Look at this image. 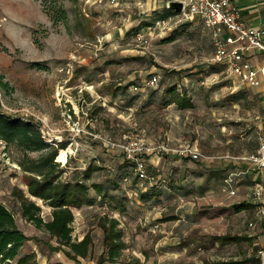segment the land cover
<instances>
[{
  "label": "rangeland",
  "instance_id": "rangeland-1",
  "mask_svg": "<svg viewBox=\"0 0 264 264\" xmlns=\"http://www.w3.org/2000/svg\"><path fill=\"white\" fill-rule=\"evenodd\" d=\"M127 2L126 9L120 0H102L99 7L65 2L67 21L53 26L35 0H0V76L7 85L0 88V113L31 121L48 145L66 146L55 159L65 171L63 181L79 179L89 166L100 169L89 186L111 181L125 161L121 147L140 136L149 147L189 144L202 156L198 161L163 152L144 157L152 180L133 175L123 180L126 209L121 213L90 189L92 205L73 209V241L86 234L92 238L79 264H97L103 252L98 220L105 215L117 219L123 231L121 261L202 264L258 251L264 264V215H257L259 201L251 195L257 171L236 160L264 141V98L254 87L237 89L227 71L209 62L211 34L199 20L160 32L154 25L164 18V8L138 10L133 0ZM137 33L145 43L137 42ZM169 37L174 40L164 43ZM153 76L157 85L146 86ZM170 87L190 99L192 108L163 105L171 99ZM238 93L245 96L240 101L234 99ZM19 163H25L23 154L0 141V203L29 238L24 250L32 251L38 263L77 264L51 251L55 239L23 219L25 199L41 208L44 221L51 211L28 194L31 178ZM149 189L160 191L159 198L141 201L140 194ZM241 200L254 201L255 209L234 214L229 205ZM224 235L247 242L221 246L212 240ZM167 241L178 243L175 256L164 254L167 245L159 247Z\"/></svg>",
  "mask_w": 264,
  "mask_h": 264
},
{
  "label": "trees",
  "instance_id": "trees-1",
  "mask_svg": "<svg viewBox=\"0 0 264 264\" xmlns=\"http://www.w3.org/2000/svg\"><path fill=\"white\" fill-rule=\"evenodd\" d=\"M39 2L42 12L47 16L53 26L65 24L67 14L64 8L66 1L76 0H35ZM165 17L175 15L169 9L164 8ZM148 26V25H146ZM174 39L169 37L164 43H170ZM220 67V65H215ZM223 71L226 70L222 67ZM0 88H7L0 76ZM175 87L166 89V93L171 94V99L163 101V105L175 104L180 109L192 108L190 99L182 95L175 94ZM124 94L126 87L121 89ZM245 96L238 93L234 99L240 101ZM0 141L7 145H13L25 157V163H19L25 174L30 176L27 183L28 194L38 199L51 209V219L44 221L40 217L41 208L30 200H23L20 203L21 215L23 219L33 225L37 230H43L50 238L55 239L57 247L48 248L54 252H61L67 259L79 264L78 259H85L92 246V238L89 234L83 236L79 242H74L71 237V224L74 220L72 210L82 206H91L95 199L89 197V190L92 189L102 202L112 206L114 212H124L126 209V198L120 188V184L125 178H131L133 164L124 161L116 171L111 181L106 183L87 184L94 172L99 168L87 167L79 179L70 178L63 181L64 169H59L55 159L59 150L66 148L65 145H48L41 137L37 127L31 121L20 118H13L0 113ZM256 152V151H255ZM29 154H39L37 158H30ZM134 179H136L134 177ZM137 180V179H136ZM160 191L149 189L146 193H141L139 199L143 202L153 197L159 198ZM256 207L249 203H238L230 207V211L239 214L243 211H251ZM172 220V219H169ZM168 221V220H164ZM117 219L109 216L100 217L98 227L102 231L103 252L97 259V264H141L136 258L128 261L119 260L125 244L122 241L123 231L118 227ZM214 242L219 245H238L247 242L246 238L233 235L213 237ZM29 241L16 226L11 212L0 203V264H37L32 254L20 257V250ZM61 264V263H56ZM202 264H262L258 251H253L249 256L240 259H229L227 261L203 262Z\"/></svg>",
  "mask_w": 264,
  "mask_h": 264
},
{
  "label": "built area",
  "instance_id": "built-area-1",
  "mask_svg": "<svg viewBox=\"0 0 264 264\" xmlns=\"http://www.w3.org/2000/svg\"><path fill=\"white\" fill-rule=\"evenodd\" d=\"M178 1L183 5L181 13L158 20L154 25L158 31L163 32L174 24L197 19L211 34L214 53L209 62L212 65L225 67L239 85L255 87L259 78L264 81L263 32L244 26L240 21L238 11L231 6L229 0ZM135 38L137 42H146L141 33H137ZM157 83V77L153 76L146 82V86L153 87ZM133 89L137 91L136 87ZM143 140V136H140L137 140L121 147L125 160L133 164L132 175L138 181L152 180V176H148L143 158L154 155L156 152L173 153L180 158H188L192 161H198L202 157L197 149L189 144L181 145L177 149H169L165 145L149 147ZM240 160L247 162L253 170L263 172L264 141L260 140L256 152L241 157ZM228 194L234 196L235 192L231 191ZM251 195L253 199L259 201L257 215H264V204L261 202L264 200L262 181L258 180L252 184ZM248 226L253 228L252 223Z\"/></svg>",
  "mask_w": 264,
  "mask_h": 264
},
{
  "label": "crops",
  "instance_id": "crops-1",
  "mask_svg": "<svg viewBox=\"0 0 264 264\" xmlns=\"http://www.w3.org/2000/svg\"><path fill=\"white\" fill-rule=\"evenodd\" d=\"M120 1L122 3V4L120 3L122 5V9H126L127 6L130 5L129 2H127V0H120ZM133 1H134L133 2L134 8H136L138 10L142 9L143 7H145L146 10L156 11V10H159L160 8H165V5H166V3L168 1H178V0H139V1L133 0ZM66 2L72 3L73 5H80V4L82 5L83 4L82 2H84V3L89 2V4L91 3V4L95 5L96 7H99L101 2H102V0H76L75 2H71V1H66ZM229 2L231 4V6L234 7L238 11L239 17H240V21L242 22V24L244 26L251 27V28H254V29H256V30H258L260 32H263V42H264V0H229ZM141 3H142V5H141ZM254 59H256V57ZM231 78L234 79L232 76H231ZM234 82H236L235 79H234ZM241 86H244V85H239V87H237V89L242 88ZM249 88H251V87H249ZM252 90H255V93L258 94L259 96H261V99H263L264 98V81L261 78H259V82H258L257 86L254 87ZM169 149H171V148H169ZM257 149H258V147L255 150L250 151L246 155H242L240 157H236V160L240 159L241 157H245V156L251 155ZM247 165L249 166V164H247ZM258 180L262 181V183L264 182L263 181L264 180V171L255 173L253 178H252V183H254L255 181H258ZM243 202L244 203H249V204H252V205L256 204L252 200L251 201L250 200H246V201H242L241 200V201H237V202H235V203H233V204H231L229 206L231 207L234 204L243 203ZM50 211H51V209H50ZM72 212H73V210H72ZM50 219H51V212H50ZM38 231H41V230H38ZM45 234H47V233H45ZM77 242H79V241H77ZM25 244L23 245V247L21 248V250L19 252L20 257H22V256H24L26 254H32L33 257H34L35 263H37V264H45V262H41V263L36 262V258L34 256L33 252L32 251L31 252H29V251L26 252L24 250ZM177 244L178 243H171V242L167 241V242H162L159 245V247L163 248L162 246L167 245V247L164 248L165 250H163L164 254H168L170 256H173V255L175 256L176 254H174L175 253L174 251H176L177 247L179 246ZM69 261H72V260H69ZM72 262H74V261H72ZM61 264H63V263H61Z\"/></svg>",
  "mask_w": 264,
  "mask_h": 264
},
{
  "label": "water",
  "instance_id": "water-1",
  "mask_svg": "<svg viewBox=\"0 0 264 264\" xmlns=\"http://www.w3.org/2000/svg\"><path fill=\"white\" fill-rule=\"evenodd\" d=\"M182 6L183 5L180 1H168L165 5V8L171 10L176 14H179L182 11Z\"/></svg>",
  "mask_w": 264,
  "mask_h": 264
}]
</instances>
